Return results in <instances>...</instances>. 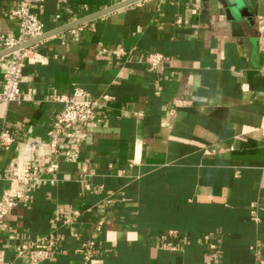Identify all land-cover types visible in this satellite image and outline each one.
<instances>
[{
    "label": "crops",
    "instance_id": "crops-1",
    "mask_svg": "<svg viewBox=\"0 0 264 264\" xmlns=\"http://www.w3.org/2000/svg\"><path fill=\"white\" fill-rule=\"evenodd\" d=\"M20 1L0 0V37L18 34L9 12ZM126 1L46 0L40 11L56 33L25 65L22 97L32 100L0 104V133L12 137L0 176L16 157L45 155L30 145L47 142L62 109L52 95L81 88L111 100L80 162H60L57 185L8 216L2 263L28 264L22 245L48 235L56 214L80 211L40 264H205L207 236L215 264H264V0H241L248 15L231 0H141L84 22ZM149 53L165 57L160 70H149ZM7 187L0 181V197Z\"/></svg>",
    "mask_w": 264,
    "mask_h": 264
},
{
    "label": "built area",
    "instance_id": "built-area-1",
    "mask_svg": "<svg viewBox=\"0 0 264 264\" xmlns=\"http://www.w3.org/2000/svg\"><path fill=\"white\" fill-rule=\"evenodd\" d=\"M46 0H21L10 9L12 18L18 21L19 31L16 36L0 37V68L3 71V83L0 89V104H11L19 101H31L34 91H29L22 97L21 85L24 82V68L28 63L37 61L36 45L48 38L45 26L40 18V11L44 8ZM59 18V16H58ZM55 35L52 34L51 36ZM49 36V37H51ZM43 38V39H41ZM115 55H126L119 49L112 51ZM145 62L151 71L160 70L165 57L160 53H149ZM54 102L62 104V109L56 115L53 126L48 132L46 143L34 141L30 145L32 153L46 151L41 161L22 160L14 158L0 176V181L8 183L0 197V238L7 226L8 216L19 206L27 208L33 201V193L40 186L57 185V170L60 162L71 165L80 162L82 145L88 139V129L91 124L102 122L98 107L111 100L104 95L94 98L83 89L77 88L71 94H54L50 97ZM12 137L8 130L0 133V149H9ZM86 168L83 167L84 172ZM86 190L90 189L85 184ZM81 216L80 211L71 215L56 214L48 235L22 245L28 254V264H40L49 259L57 247L62 243L60 228L72 225ZM252 219L257 222V211H251ZM209 256L205 264H215L221 257L216 243L209 236L205 238ZM94 247V241L83 244L86 249L85 259L88 260ZM165 250L177 251L171 243H165ZM0 264H3L0 259Z\"/></svg>",
    "mask_w": 264,
    "mask_h": 264
},
{
    "label": "water",
    "instance_id": "water-1",
    "mask_svg": "<svg viewBox=\"0 0 264 264\" xmlns=\"http://www.w3.org/2000/svg\"><path fill=\"white\" fill-rule=\"evenodd\" d=\"M138 1H141V0H129V1H126V2H124V3H121V5H118V6H116V7H113V8H111V9H109V10H105V11H103V12H100V13H97L96 15H94V16H92V17H89L88 19H86L84 22H86V21H89V20H92V19H95V18H97V17H99V16H102V15H105V14H107V13H109V12H111V11H114L115 9H118L119 7H124V6H128V5H131V4H133V3H136V2H138ZM232 1V3L241 11V13H243L244 15H248V12H247V9L246 8H244L243 7V5H242V1L241 0H231ZM241 1V2H240ZM56 33V32H55ZM52 34H54V33H52ZM52 34H50V35H46L44 38H46V37H49V36H51ZM41 39H43V38H41Z\"/></svg>",
    "mask_w": 264,
    "mask_h": 264
}]
</instances>
